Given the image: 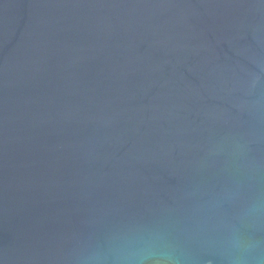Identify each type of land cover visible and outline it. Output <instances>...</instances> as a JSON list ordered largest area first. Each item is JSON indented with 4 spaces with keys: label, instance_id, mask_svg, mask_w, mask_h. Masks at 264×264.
I'll return each mask as SVG.
<instances>
[{
    "label": "water",
    "instance_id": "95a60500",
    "mask_svg": "<svg viewBox=\"0 0 264 264\" xmlns=\"http://www.w3.org/2000/svg\"><path fill=\"white\" fill-rule=\"evenodd\" d=\"M264 250V0H0V264Z\"/></svg>",
    "mask_w": 264,
    "mask_h": 264
},
{
    "label": "clouds",
    "instance_id": "9594fccd",
    "mask_svg": "<svg viewBox=\"0 0 264 264\" xmlns=\"http://www.w3.org/2000/svg\"><path fill=\"white\" fill-rule=\"evenodd\" d=\"M232 264H264V250L251 240L233 234L228 241ZM116 264H179L175 250L159 238L130 240L115 254Z\"/></svg>",
    "mask_w": 264,
    "mask_h": 264
}]
</instances>
